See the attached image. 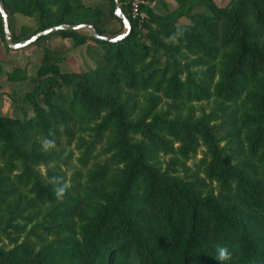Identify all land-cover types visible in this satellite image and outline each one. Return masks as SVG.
<instances>
[{
    "label": "trees",
    "instance_id": "obj_1",
    "mask_svg": "<svg viewBox=\"0 0 264 264\" xmlns=\"http://www.w3.org/2000/svg\"><path fill=\"white\" fill-rule=\"evenodd\" d=\"M0 1L8 21L21 13L38 24L34 30L22 26L11 34L13 41L59 24H91L109 36L123 28L114 14L115 0L103 1L119 23L116 31L101 24V6L85 7L77 0ZM146 1L141 22L130 18L127 0L120 6L132 31L118 42L78 30L54 32L74 46L97 44L101 53L93 51L95 67L61 71L62 59L45 49L37 69L40 80L23 95L22 116L0 115V159L8 171L21 160L24 168L16 179L32 184L30 203L50 205L43 233L33 244L0 247V264H264V0H230L222 7L212 0H174V8L164 0ZM152 3L164 11L157 12ZM177 29L184 35L170 40ZM0 43L8 47L1 14ZM190 55L195 58L188 60ZM180 58L186 61L181 64ZM6 76L24 79L26 69L15 67ZM140 93L149 105L133 120L138 104L133 95ZM211 97L219 100L223 114L212 111L197 121H178L153 111L161 98L184 105ZM221 116L227 135L242 138L234 157L219 147L218 125H210ZM50 129L58 145L61 133L68 142L75 132L91 136L88 143L77 138L83 148L77 161L85 173L76 170L79 180L63 200L32 169L62 160L61 153L36 151L34 141ZM199 139L210 158L202 171L219 184L217 194L203 178L169 176L159 167L158 154L170 152L173 141L181 142L180 154L187 157ZM103 141L102 151L110 155L100 163L94 151ZM47 174L48 179L61 177L53 168ZM15 190L9 176L0 175V232L11 227L12 242L26 227L16 221L22 215L18 197L12 199ZM218 246L227 248L229 260L218 259Z\"/></svg>",
    "mask_w": 264,
    "mask_h": 264
},
{
    "label": "rangeland",
    "instance_id": "obj_2",
    "mask_svg": "<svg viewBox=\"0 0 264 264\" xmlns=\"http://www.w3.org/2000/svg\"><path fill=\"white\" fill-rule=\"evenodd\" d=\"M68 1V0H66ZM82 3L85 7H95L101 6L105 10V2L103 0H77ZM216 6L222 7L225 6L230 0H212ZM170 8L176 6L175 1L170 3ZM125 5V0H119V6ZM157 12L164 11L161 9L159 4H151ZM126 11L125 8H123ZM185 18H182V21ZM9 26L11 28V34H18L22 26H28L31 29H35L38 24L34 17H29L21 13H15L9 16ZM101 24L108 31H116L119 29V23H117L110 15L109 11L105 10L102 18ZM81 33L91 35L92 32L90 29L83 28L78 30ZM123 31V28L121 32ZM15 41V40H14ZM50 49L56 56H59L62 61L60 62L61 71H81L89 68H94L96 64L97 56L93 51L101 53V48L94 42H87L81 46H74L73 41L70 38H63L56 33H51L49 36H46L44 39L40 40L37 43L28 45L27 47L12 50L9 47H6L4 43H0V115L16 117L22 116L21 106L24 104L23 95L24 93L31 91L35 84L40 80L37 75V69L42 63L45 49ZM195 58L194 55H190L188 60ZM186 60L180 58V63L183 64ZM15 67H21L26 69V77L24 79L9 81L7 79L6 73L11 71ZM200 69H205V67H200ZM185 77V74L182 75V78ZM199 77L203 78V75L199 74ZM217 79V74L214 76L212 83H215ZM213 84H211V87ZM133 100H137V109L132 115V119L141 118L147 107V95L138 94L133 95ZM218 101L214 97L209 98L208 100H195L191 101L188 104H177L178 102L161 98L153 110L154 113H160L161 115L165 114L166 119L168 120H178V121H197L204 115H209L212 111H217L219 114H223L218 110ZM31 111H27V115H31ZM225 116H221L215 121H212L210 125H218L217 136L222 137L219 140V147H223L226 150L227 155L234 157L236 151V143L242 141L241 136L239 138H230L227 135L228 124L225 123ZM150 117L146 118V121H150ZM61 137L58 138L59 145L56 144L55 150L51 151L53 153H61L62 160L49 162V164H40L32 165V169L39 175V179L43 183H47L48 179V170L53 168L61 174V177L64 180L68 181L70 185L75 181H78L76 170H81L83 173L84 170L81 168L77 157L82 153L83 148H80V141L77 138L82 137L87 143L91 140L90 132H75L74 138L68 142V138L65 137L64 133H61ZM43 137H38L34 141L36 146V151H41L40 140ZM181 142L175 140L170 145L172 150L168 153L160 152L158 154L159 167L161 171H165L169 176H177L186 180H199L204 179V182L208 184L209 188L211 187L214 190V194L219 192V184L215 181H209L204 172L202 171L206 161H209V156L207 152V145L203 140L199 139L195 147V150L190 152L187 157H183L180 154L179 147ZM107 147V141L101 142L96 148L94 153L97 154L96 162L103 163L110 154H104L103 148ZM30 147H28V152ZM63 151V152H61ZM67 158V159H66ZM235 162V160H232ZM89 166H92L89 164ZM24 164L21 160H16L14 169L8 171L4 166V159H0V175L7 174L9 180L16 186L15 193L12 195V199H17L20 213V216H17L16 221L26 224L25 231L19 234L16 242H12L11 238L16 234H13L11 227L4 228V231L0 232V247H3L5 250H10L17 245H20L24 242L33 244L37 236H40L43 233L41 223H44L45 211L47 207H50L49 203H41L40 201L30 203V200L34 198L35 193L31 190L32 184L24 186L17 182L16 176L23 171ZM83 182V179H80ZM84 186V185H83ZM6 220V216H4ZM31 217V218H29ZM5 223L2 224V226ZM32 228V232L28 233ZM6 233H10L9 236H6ZM52 237V236H51ZM49 237V240L51 239Z\"/></svg>",
    "mask_w": 264,
    "mask_h": 264
},
{
    "label": "water",
    "instance_id": "obj_3",
    "mask_svg": "<svg viewBox=\"0 0 264 264\" xmlns=\"http://www.w3.org/2000/svg\"><path fill=\"white\" fill-rule=\"evenodd\" d=\"M115 3H116V6H115L114 14H115L116 18L119 19L123 24V31L116 36L99 34L98 32H96L95 28L91 24H59V25L50 26V27H47L43 30H40L37 33L30 36L29 38L23 39L21 41H13L10 29H9V25H8L7 13L5 11V7H4L3 2L0 1V14L2 17V21H3L5 43L10 49L17 50V49L27 47L28 45L35 42L40 37L47 36L51 33L57 32V31H60V30H69V31L80 30L83 28L90 29L92 32V36L97 40L108 41V42H118V41L122 40L123 38L127 37L131 33L132 26H131V22L129 21V19L122 12V10L119 6L118 0H115ZM117 37H121V39H117Z\"/></svg>",
    "mask_w": 264,
    "mask_h": 264
},
{
    "label": "clouds",
    "instance_id": "obj_4",
    "mask_svg": "<svg viewBox=\"0 0 264 264\" xmlns=\"http://www.w3.org/2000/svg\"><path fill=\"white\" fill-rule=\"evenodd\" d=\"M184 29H177L176 32L172 34L169 38L172 41L177 40L178 38L184 35ZM55 133L52 129L49 130L48 134L40 140L41 151L48 153L56 148ZM49 183L53 186V193L57 200H63L67 194L68 189L70 188V183L62 177L53 176L49 179ZM217 257L220 261H226L231 258V254L228 252L225 247H217Z\"/></svg>",
    "mask_w": 264,
    "mask_h": 264
},
{
    "label": "built area",
    "instance_id": "obj_5",
    "mask_svg": "<svg viewBox=\"0 0 264 264\" xmlns=\"http://www.w3.org/2000/svg\"><path fill=\"white\" fill-rule=\"evenodd\" d=\"M129 6V16L132 20L141 22L145 17V13L142 11V5L146 4L145 0H127Z\"/></svg>",
    "mask_w": 264,
    "mask_h": 264
},
{
    "label": "crops",
    "instance_id": "obj_6",
    "mask_svg": "<svg viewBox=\"0 0 264 264\" xmlns=\"http://www.w3.org/2000/svg\"><path fill=\"white\" fill-rule=\"evenodd\" d=\"M146 1V0H145ZM165 2H170V3H172V2H174V0H164ZM146 3H148V1H146ZM155 3V2H154ZM153 4V3H152Z\"/></svg>",
    "mask_w": 264,
    "mask_h": 264
},
{
    "label": "snow or ice",
    "instance_id": "obj_7",
    "mask_svg": "<svg viewBox=\"0 0 264 264\" xmlns=\"http://www.w3.org/2000/svg\"><path fill=\"white\" fill-rule=\"evenodd\" d=\"M117 39H121V37H117Z\"/></svg>",
    "mask_w": 264,
    "mask_h": 264
}]
</instances>
